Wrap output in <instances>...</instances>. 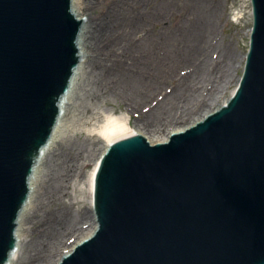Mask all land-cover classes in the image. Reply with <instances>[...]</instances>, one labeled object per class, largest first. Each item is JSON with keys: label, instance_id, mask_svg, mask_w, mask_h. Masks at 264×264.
Masks as SVG:
<instances>
[{"label": "water", "instance_id": "1", "mask_svg": "<svg viewBox=\"0 0 264 264\" xmlns=\"http://www.w3.org/2000/svg\"><path fill=\"white\" fill-rule=\"evenodd\" d=\"M251 2L232 98L167 143L112 144L96 183L99 231L60 264H264V0ZM79 28L71 0H0V264L78 64Z\"/></svg>", "mask_w": 264, "mask_h": 264}, {"label": "bare ground", "instance_id": "2", "mask_svg": "<svg viewBox=\"0 0 264 264\" xmlns=\"http://www.w3.org/2000/svg\"><path fill=\"white\" fill-rule=\"evenodd\" d=\"M98 1L99 4L96 6V2ZM98 1L72 0V12L82 25L77 39L79 63L73 71L69 90L77 75L78 83L81 81L80 90L85 94L84 97H80V101L82 100L84 103L81 104L80 102L82 106L90 101L93 102L94 99L103 97L105 93L110 94L114 98L122 96L123 101L128 102L129 108L139 107L141 101H148L149 104L147 103L144 108L141 109L140 106L142 110L140 112L145 111L146 108L149 109L146 112V117L141 121V127L145 131L142 135L145 136L151 144L164 143L168 141V137H170L172 133L184 131L190 126L188 125L187 127L169 130L170 124L172 126V124H175L177 121L179 123L178 115L177 120L176 117L173 118V116H168L170 119H165L160 108L165 109L166 107V109L170 110L169 113L172 115L171 111L173 107L169 106L168 103L171 100H176V97L175 95L172 96V94L164 99L162 103L157 102L161 85L169 79L174 80V68L178 69L181 66H187L194 58L197 56L199 57L203 49V51L206 52L209 49H206V44L210 42H207V37L203 40L200 35L197 34L198 32L195 30L192 23L184 24L185 26H183V29H177V33L175 34H161L159 30H152L153 26L158 25L160 18L166 20L171 16L172 5L169 0ZM204 1L205 0H191V2L195 4V11L200 9L201 6H204ZM122 5L126 6L123 10H121ZM97 9L101 10L99 15L95 18L89 17V12ZM83 17H86V19H83ZM200 20L202 21L201 25L203 28H207L208 20L206 14H204ZM116 29H118V31H115ZM112 33L113 35H111ZM98 41L102 44H97ZM206 53H209V51ZM206 63L199 66L196 70H193L188 76L184 75L183 77V80L186 81L185 88H192L190 92L191 99L198 94V92H195L198 90H194V87H192V83L195 81L205 82L199 87L202 88L205 86L209 90L214 87L217 88V85L222 86L221 82L219 83V81L222 80L221 75L218 73L217 75L209 76V68L205 69ZM215 64L216 60H212L211 66ZM221 69H223V71H221ZM221 69L220 73H223L222 75L226 77L229 63L226 62ZM213 83L217 85H213ZM69 90L65 95L68 94ZM216 93L217 92L210 93L209 101L216 98ZM64 97L65 96H62L59 102L60 114L53 134L48 143L43 147L29 178L30 194L18 218L15 234L16 247L11 253L7 264H10L16 259V257L14 258L16 249L19 248L18 252L20 251L22 243H24L25 240L23 238L29 230V228H25L24 226L26 224L22 220V215L24 213L30 215L33 211L36 213L43 209L46 206L45 204L51 205L60 201V198L57 199L58 196L56 197V194L52 197L44 192L40 193L41 191H38L36 187H34V184L40 180L43 184V188H46V186H50V188L56 186L57 189H62L64 188L63 182L70 173L69 170L73 167L67 162L68 153H65L64 150L57 152L53 149V145L58 140V133L61 127L60 124L63 121V113L65 110ZM199 104L207 106L208 101L206 97H203ZM209 111L210 110L205 111V114L193 121L191 125H195L197 122L202 121L203 118L209 114ZM182 112V116H190L188 108L182 109ZM96 115L100 116V120L89 127L88 134L90 137L98 136L105 144L102 149L99 150L95 170L101 156L105 153L108 146L112 142L121 139H115V137L124 132L127 126L119 119L110 118L106 120L99 112H97ZM94 120L95 119L91 121ZM168 130L169 132L166 135L165 133ZM42 160L46 163L47 169H45L42 174L40 172L35 176L36 167ZM95 170L91 178V199L89 201L91 205L89 210H91L90 219L92 225L89 232L76 241L74 245L91 237L97 228L93 206ZM33 175L35 176V183H32ZM33 197H36L37 203H33ZM78 220L79 219H77L76 222H68L66 225L61 224L62 229L67 227L73 231L76 229L77 232L82 233L86 225L82 226V224L78 223ZM39 222H41V219ZM20 227L23 229L24 234L19 233ZM48 239L51 240V245L47 247L41 256L39 255V259H41L39 260L40 262L34 261V264L51 262L56 255L55 253L58 252V249H61V232L58 236H53V238L49 235ZM74 245L67 249L62 256L71 252ZM28 249L29 247H27L25 243L23 248L24 254H26ZM61 257L57 259V261L55 260L56 262L54 261L53 264H58Z\"/></svg>", "mask_w": 264, "mask_h": 264}, {"label": "rangeland", "instance_id": "3", "mask_svg": "<svg viewBox=\"0 0 264 264\" xmlns=\"http://www.w3.org/2000/svg\"><path fill=\"white\" fill-rule=\"evenodd\" d=\"M98 1V0H96ZM172 5V13L168 19H159V23L152 27L153 31L159 30L161 34L177 33V29L182 30L183 26L192 23L195 27L197 34L205 40L207 37L206 49L209 53L201 51L199 57L197 56L187 66H181L178 69H173V79L165 81L161 85L159 90L157 102L162 103L164 99L169 96L176 97V100H171L168 105L173 107L171 113L170 110L161 109L165 119L173 118L177 115L179 119L175 124L169 125V130L174 128H182L191 126L193 121L197 120L205 114V111H209V114L215 112L222 107L231 97L235 91L238 82L243 74L244 65L246 61V55L249 50L250 32L252 28V14L250 12L248 0H205L204 6L200 9H194V3L191 0H169ZM99 1L96 2L98 6ZM107 5V4H106ZM126 6H121V10ZM152 9V8H151ZM150 9V10H151ZM101 12L100 9L89 12V17L95 18ZM206 14L208 20V27L203 28L201 25V18ZM86 19V17H83ZM187 22V23H185ZM185 24V25H184ZM115 31H118L116 29ZM113 35V33L111 34ZM97 44H102L100 41ZM210 46V47H209ZM221 59V60H220ZM208 60V61H207ZM212 60H216V64L211 66ZM207 61V63H206ZM229 63V69L226 77L220 73L221 67L226 63ZM206 63V68H209V76L221 75L222 86L217 85V88L211 90L205 86L202 88L201 85L205 82L195 81L192 83L194 90H198V94L194 98H190V88H185L186 81L183 80L184 75L188 76L193 70H196L199 66ZM223 71V69H221ZM182 74V75H181ZM182 76V80H181ZM118 77V76H116ZM120 77V73H119ZM181 83V85H180ZM81 81L78 83L77 75L75 81L68 94L64 97V113L63 121L60 124V130L58 133V140L53 145L54 151L61 152L64 150L68 153L67 162L73 166L69 170L67 178L64 180V188L57 189L56 186L50 188L46 186L43 188L42 182L35 183L36 174L47 169L46 163L41 161L36 167L35 176L33 177L32 183L34 187L40 193H46L48 196L56 194L57 199L60 198L59 202L53 204H45L46 206L38 212L24 213L22 220L26 225L25 228H29L25 234L24 243H22L21 249L18 252L16 250V259L10 264H34V261H39V255L51 245V240L48 236H58L61 232L62 245L61 249H58L55 257L51 262L45 264H53L54 261L59 259L63 253L74 245L76 241L86 235L92 225L90 219L91 208V178L95 169L96 160L98 157L99 150L102 149L105 142L102 141L98 136H89L88 129L92 124H96L100 120V116L96 115L99 112L104 118L119 119L126 124L125 131L120 133L117 138H125L133 134L141 133L145 131L141 127V121L146 117L147 111L141 109L146 106L149 102L141 101L139 107H128V102H124L122 96L112 97L110 94L105 93L103 97L94 99L86 105L83 101H80V97H84L85 94L80 90ZM200 86V87H199ZM186 89V90H185ZM193 90V91H194ZM217 92L216 98L210 99V93ZM105 96V97H104ZM206 97L208 104H199L202 98ZM171 98V97H170ZM133 101V100H132ZM81 102V104H80ZM81 105V107H80ZM188 108L190 116H182V109ZM187 112V111H185ZM141 113V115H140ZM207 114V115H209ZM168 116H170L168 118ZM95 119L94 121H91ZM166 121V120H165ZM164 122V121H162ZM166 131V135L169 132ZM165 135V136H166ZM148 136V135H147ZM66 148V149H65ZM43 157V155H42ZM66 175V174H65ZM33 203L36 202V197H33ZM33 208V207H31ZM41 219V222L39 220ZM82 226L86 225L83 232H77L69 228L62 229V225H66L68 222H76ZM20 233H23V229L20 227ZM27 244L29 249L24 254V244ZM64 243V245H63ZM26 248V247H25ZM19 254V256H18ZM55 261V262H56ZM40 262V261H39Z\"/></svg>", "mask_w": 264, "mask_h": 264}]
</instances>
